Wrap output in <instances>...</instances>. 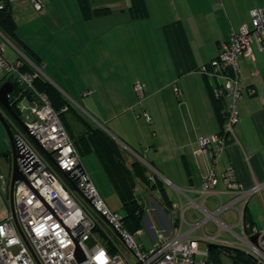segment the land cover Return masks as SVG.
<instances>
[{
    "label": "crops",
    "instance_id": "obj_1",
    "mask_svg": "<svg viewBox=\"0 0 264 264\" xmlns=\"http://www.w3.org/2000/svg\"><path fill=\"white\" fill-rule=\"evenodd\" d=\"M40 1L39 12L31 0L7 4L15 24L14 38L0 29L12 44L8 60L17 59L19 52H32L47 65L45 73L51 83L68 100H80L93 116L111 126L112 134L94 122L126 148L135 162L141 155L134 153L141 150V157L172 184L174 195L165 186L169 204L161 203L167 213L170 204L180 200L184 206L190 201L202 203L197 202L201 197L196 192L211 163L208 156H196L195 151L200 137L221 132L228 100L214 97L221 80L199 70L218 58L220 46L234 32L252 25L250 12L255 8L264 12V0ZM240 67L239 120L227 149L214 162L221 202L209 199L207 209L214 211L231 200L222 175L232 167L243 194L262 187L259 195L236 205L247 210L252 227L259 229L250 204L258 198L264 211V52L254 45L252 56L240 58ZM137 85L143 86V97L137 94ZM1 176L7 183V198L1 192ZM11 178L12 159L2 142L0 193L8 202ZM154 192L160 194L158 189ZM196 211L189 209L185 232L197 220ZM159 213L165 216L161 209ZM163 221L169 230L166 218ZM148 232L150 240L156 236Z\"/></svg>",
    "mask_w": 264,
    "mask_h": 264
},
{
    "label": "built area",
    "instance_id": "obj_2",
    "mask_svg": "<svg viewBox=\"0 0 264 264\" xmlns=\"http://www.w3.org/2000/svg\"><path fill=\"white\" fill-rule=\"evenodd\" d=\"M10 1L0 0V10L4 3ZM31 3L35 10L42 9L39 0H31ZM250 15L252 25H243L232 34L229 42L220 46L218 58L211 62V70H208L207 65L199 70L202 74L221 80L215 96L228 100L223 132L208 138L200 137L199 147L195 151L196 156H208L211 163L201 188L196 192L202 203L190 201L189 206H184L180 200L173 204L168 210L172 228L163 230L151 239V249L137 240L142 230L129 232L123 216L107 206L85 169L83 158L68 134L60 113L52 106L49 96L36 89L37 79H47L45 62L37 64L20 52L17 59L8 60L6 53L12 44L0 31V88L11 83L15 91L16 84L22 91L16 95L13 91L10 99L17 103L27 99L32 103L29 108L19 110L28 132L11 119L9 123L19 154L17 165L23 179L15 183L14 212L10 206L7 218L0 222V264H214L210 259V249L200 252L199 243L202 240L208 246L230 247V242L219 238L222 229L242 241L251 250L249 253L264 264V230L245 224L246 210L238 213L239 220L235 225L242 235H237L233 228L219 220V216L235 210L238 203H246L250 197L259 195L261 186H255L243 194L236 182L234 168H228L222 177L227 193L232 195L231 200L221 203L214 211L207 209V200L217 199L221 202L214 162L227 149L239 120L238 104L243 91L240 58L252 56L254 45L264 52V12L255 8ZM135 90L140 97L144 96L142 85H137ZM67 110L65 107L61 112ZM26 113L30 114L26 116ZM145 117L150 121L147 114ZM43 151L52 156L57 166ZM137 160L149 170L150 181L161 180L166 186H172L144 158L137 156ZM59 169L69 176L84 199L73 190ZM1 182L2 192L7 198V183L3 176ZM138 191L136 188L135 192ZM151 192L158 199L161 198L158 192ZM190 208L204 214V219L190 223V231L185 232L183 228L188 225ZM209 224L218 228V234L193 235V232L203 230ZM252 237H257V245L252 242Z\"/></svg>",
    "mask_w": 264,
    "mask_h": 264
},
{
    "label": "trees",
    "instance_id": "obj_3",
    "mask_svg": "<svg viewBox=\"0 0 264 264\" xmlns=\"http://www.w3.org/2000/svg\"><path fill=\"white\" fill-rule=\"evenodd\" d=\"M8 3L9 2L4 3L3 9L0 10V29L9 35V37L14 38L15 24L12 19V13L8 10ZM23 54L37 64L42 62L41 60H38L36 56L30 51H25ZM207 67L208 70H211V63L208 64ZM35 87L38 91L46 93L49 96L52 106L60 113L61 120L81 157L84 158L88 155L94 154L101 162L105 172L110 177V180L116 190L123 193L122 203L126 210V215L123 216V219L126 229L131 233L142 230L144 228L143 220L146 211L142 207L141 201L137 198V194L135 192L136 179L144 181L147 190L154 191L158 189L161 195V198L159 199L160 203H163L167 206V204H169V196L165 189L166 185L161 180H156L155 182L150 181L148 173L149 170L142 164V162L137 159L131 170L126 169L124 167L125 162L123 157L124 148L110 134L99 127L97 123H94L93 121L91 122L77 114H75L74 125L65 121L66 113L71 111V104L67 97L61 92V90L56 88L51 83L48 77L47 79L42 77L37 79L35 82ZM20 91H22V88L15 84L14 95ZM214 97L216 98L215 93ZM65 107L68 108L67 112H61ZM14 110L18 115H20L16 105L14 106ZM226 115L227 111L225 114L224 123L226 120ZM223 127L220 133L223 132ZM149 164L155 168L151 163ZM171 206L172 205L170 204V207ZM250 217L251 216L246 210L245 224H247L249 227H252L253 223H250ZM218 248L219 246L215 249L209 250L210 259L214 264H221L219 257L216 255ZM226 249L229 252L232 250L231 248ZM234 264L261 263L244 251L236 249Z\"/></svg>",
    "mask_w": 264,
    "mask_h": 264
},
{
    "label": "rangeland",
    "instance_id": "obj_4",
    "mask_svg": "<svg viewBox=\"0 0 264 264\" xmlns=\"http://www.w3.org/2000/svg\"><path fill=\"white\" fill-rule=\"evenodd\" d=\"M40 1V0H39ZM41 2V1H40ZM34 9V8H33ZM35 10V9H34ZM37 11V10H35ZM39 12V11H38ZM8 56V52L6 53ZM8 58H10L8 56ZM71 104V111L69 113H66L65 115V121H67L70 124L74 125L75 120V114L93 122H99L103 127L106 128L107 131H109L112 134V127L109 125H105L100 117H95L93 114H91L86 108H84L83 104L79 100L72 101V99L69 100ZM111 103L110 101L104 102V104ZM30 104H32L30 101L25 99L24 101H20L16 104L17 110H20L24 107L29 108ZM30 113H26L24 115L28 116ZM126 117H122V119H125ZM101 121V122H100ZM127 125L130 130H132L134 127L132 125ZM135 129V128H134ZM136 130V129H135ZM114 135V134H113ZM119 141L120 139L117 138ZM3 142L5 154L8 155V158H11V144L7 135V132L4 128V126L0 122V143ZM122 143V141H120ZM146 144H144L145 146ZM137 149V148H136ZM141 152V150L137 149ZM132 151V150H131ZM135 152V154H140L141 156L143 153L141 152ZM124 154V167L126 169L131 170L135 161L133 160L132 156L129 155L124 148L123 150ZM10 156V157H9ZM152 158V157H151ZM83 164L91 178L93 179L96 187L98 188L100 194L104 198L107 206L112 210L113 212L119 213L121 216L126 215V210L123 207L122 199H123V193L116 190L113 183L110 180V177L105 172L104 167L102 166L101 162L98 160V158L94 155H88L83 158ZM168 185V184H167ZM170 194L174 195V192L172 190V186L168 185ZM136 188L139 190L137 194V198L140 199L142 207L145 209V226L142 230V233L140 236L137 237V240L142 243L147 249L153 248V243L150 240V234L148 232V229H150L155 235L160 234L165 229L163 217L166 218V221L168 223V226L172 228L171 222H170V216L165 211V208L160 203L158 197L154 196L151 191L146 189L145 182L142 180L136 179ZM2 192V191H1ZM151 192V193H150ZM197 202H202L201 200H198ZM201 204V203H197ZM9 202L5 201L4 196L2 193H0V222L7 218L8 216V208H9ZM156 206L159 207V210L161 209L162 213L165 216L160 215L159 210L156 209ZM238 211H241V208L235 207V210H231L221 216H219V220L222 223H225L227 226L233 228V232L237 235H242V231L239 228H235L236 221H238ZM250 210L253 214V217L255 219V224H258L260 230H264V211L260 207V203L258 201V198H255L252 200L250 204ZM197 212V211H196ZM198 217L195 222H200L204 219V214H201L200 212H197ZM189 212L187 215V218L189 217ZM196 219V218H195ZM157 222L161 223V226L157 225ZM213 224H209L206 227V233L207 234H217V231H212L211 228ZM214 226V225H213ZM204 230H198L195 232V236L201 237L205 234ZM220 238L223 239L222 241L230 242L231 246H222L218 245L219 248L217 249L216 255L219 257V261L221 264H234V256L236 253V249L244 251L245 253L249 254L253 258H255L253 255H251L249 252L251 251L248 247L244 246L242 244V241L236 240L235 237L232 236L231 233H229L226 229H223L220 233ZM208 243L205 241H200L199 243V250L200 252H207L208 251ZM226 248H231L232 250L229 252ZM256 259V258H255ZM257 260V259H256Z\"/></svg>",
    "mask_w": 264,
    "mask_h": 264
},
{
    "label": "water",
    "instance_id": "obj_5",
    "mask_svg": "<svg viewBox=\"0 0 264 264\" xmlns=\"http://www.w3.org/2000/svg\"><path fill=\"white\" fill-rule=\"evenodd\" d=\"M13 91H14V85L11 83H6L2 88H0V122L5 128L7 135H8V138H9V141H10V144H11L12 178H11V184H10L9 199H10L11 209L14 212L13 194H14L15 183L19 180H22L23 177H22V174L20 173L18 165H17V160L19 158V154H18V151L16 149L15 138H14V135L12 133L9 121H8L9 118L14 123H16L18 126H20L23 130H25L26 132H28V131H27L26 126L23 123L22 119L14 110V106L16 105L17 102H14L12 99H10V94H12ZM33 140L35 141L34 138H33ZM35 143L39 146L37 141H35ZM44 154L55 166H57V164L55 163V161L53 160L52 156L49 153L44 152ZM60 172L63 175V177L69 182V184L71 185L73 190L82 199H84L82 192L70 180L69 176L61 170H60ZM251 240L255 245H257V237H252ZM217 247H218V245H210L209 249L211 250V249H215Z\"/></svg>",
    "mask_w": 264,
    "mask_h": 264
},
{
    "label": "flooded vegetation",
    "instance_id": "obj_6",
    "mask_svg": "<svg viewBox=\"0 0 264 264\" xmlns=\"http://www.w3.org/2000/svg\"><path fill=\"white\" fill-rule=\"evenodd\" d=\"M9 123H10V118H9Z\"/></svg>",
    "mask_w": 264,
    "mask_h": 264
}]
</instances>
